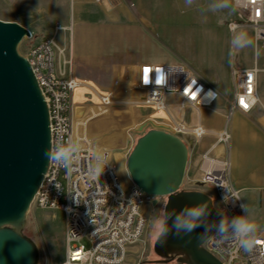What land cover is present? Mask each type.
I'll list each match as a JSON object with an SVG mask.
<instances>
[{
  "label": "built area",
  "instance_id": "1",
  "mask_svg": "<svg viewBox=\"0 0 264 264\" xmlns=\"http://www.w3.org/2000/svg\"><path fill=\"white\" fill-rule=\"evenodd\" d=\"M92 2L113 7L120 4V0ZM232 7L234 15L228 23L229 31L235 35L244 29L252 30L256 47L264 51V0H232ZM22 44L21 54L29 62L47 104L51 134L49 167L32 206L64 214L66 253L62 264H129L130 253L135 255L132 264H179L175 260L156 262L147 258L144 207L161 197L145 194L133 183L124 186L113 151L75 139L76 110L84 111V120L80 121L85 126L88 113L75 100L83 84L73 72L72 59H58L56 64V58L62 57L64 51H57L52 37L34 44L31 34ZM146 67L152 70L147 81L143 74ZM129 72L132 87L143 93L145 107L168 111L167 99L172 96L181 108L200 112L212 109L219 101L217 90L184 65L138 63L130 65ZM258 72L257 68L241 69L232 61V95L222 129L211 131L201 123L191 126L173 120L170 127L163 129L187 145L189 157L207 136L214 138L201 153L191 184L199 189L211 187L216 192L213 204L223 216L225 231H220L219 223L202 248L217 258L218 264H264V244L257 243L247 252L240 244L245 238L264 241V229L244 237L232 227L234 220L247 221V216L240 191L230 179V161L225 156L230 142L231 114H247L258 105ZM114 99L113 92L99 96L101 113L114 104ZM92 116L90 112L88 118ZM82 240H87L90 247L79 245Z\"/></svg>",
  "mask_w": 264,
  "mask_h": 264
},
{
  "label": "rangeland",
  "instance_id": "2",
  "mask_svg": "<svg viewBox=\"0 0 264 264\" xmlns=\"http://www.w3.org/2000/svg\"><path fill=\"white\" fill-rule=\"evenodd\" d=\"M82 1L0 0V20L27 28L33 35L34 44L55 37L57 33L67 35L60 59L71 58L74 74L86 84L75 97L88 113L86 125L93 121L88 118L92 112L90 107L96 106L98 110L101 106L99 96L113 92L116 98V95L127 94L128 88L132 87L129 62L180 64L191 69L219 93V101L207 112H214L221 118L228 113V99L232 95V61L241 69L255 61L258 66L264 65V51L256 47L252 30L244 29L232 35L228 29L229 20L234 15L232 0H120V4L114 7L94 2L83 4L80 9L75 6ZM72 44L75 50H72ZM19 52H24V44L19 46ZM141 99L132 104L115 102L114 99V104L109 107L112 111L126 112V119L130 120L121 123L124 130L131 129L130 137L120 138L119 149L113 151L119 153L124 162L137 139L152 128L164 129V125L169 127L172 120L189 125L187 114L198 117L196 125L204 124L199 118L204 111L181 108L177 99L167 101L169 113L166 117L158 114L155 108L139 104ZM98 113L101 114L100 109ZM145 118L146 123L137 127ZM100 119L94 126L101 131L99 139L117 132L113 118L104 116ZM142 126L144 131L139 132ZM213 142V136L209 135L195 148L189 157L181 190H202L214 200L216 192L213 188L199 189L191 184L197 175L201 153ZM229 146L230 142L225 148L228 158ZM216 152L219 154L220 151ZM248 194L240 193L244 207L246 205L247 222L254 224L256 229L264 228V207H253ZM167 201V197H161L144 207L148 260L159 259L153 247L163 227ZM22 234L37 246V264H62L66 253L62 212L31 206ZM79 245L90 247L87 240H82ZM128 255L129 264H132L135 255Z\"/></svg>",
  "mask_w": 264,
  "mask_h": 264
},
{
  "label": "water",
  "instance_id": "3",
  "mask_svg": "<svg viewBox=\"0 0 264 264\" xmlns=\"http://www.w3.org/2000/svg\"><path fill=\"white\" fill-rule=\"evenodd\" d=\"M31 32L0 20V264H37V246L22 233L25 219L47 173L51 154L46 101L19 46ZM140 127L139 132H143ZM189 164L187 145L178 137L152 128L139 137L126 159L132 183L145 194L167 197L163 227L153 251L156 262L218 264L202 248L223 216L202 190L181 188ZM202 210L199 220L186 215ZM197 223L191 232L177 228V218ZM160 239L166 241L161 243Z\"/></svg>",
  "mask_w": 264,
  "mask_h": 264
},
{
  "label": "crops",
  "instance_id": "4",
  "mask_svg": "<svg viewBox=\"0 0 264 264\" xmlns=\"http://www.w3.org/2000/svg\"><path fill=\"white\" fill-rule=\"evenodd\" d=\"M74 3V0H72ZM92 0H83L82 2L75 3V6L81 7L83 4H90ZM80 9V8H79ZM54 42L56 44L57 51H64L65 45L63 41L67 39L66 34H56ZM72 50H75L72 44ZM61 58V57H60ZM62 61V59H60ZM152 63H161V62H152ZM137 62H129L127 65H134ZM165 64V63H162ZM129 68V67H128ZM244 69H258L257 74V94H258V105L250 113L234 112L231 114L228 121V128L230 132V146H229V161H230V179L234 187L242 192H248L249 201L253 207L261 209L264 207V65L258 66L255 61L253 64H249ZM116 69V68H115ZM83 86L84 84L82 82ZM209 85V84H208ZM210 86V85H209ZM116 101L119 103L132 104V102H137L140 98L143 97V93L140 90H137L133 87L128 88L127 94L125 95H116ZM170 98L175 99L174 97H168L167 101ZM137 105V104H135ZM92 110L93 116L90 119L93 121L88 125H83V113L84 111L80 108H77V119L74 123V136L75 139L83 140L86 144H94L95 146H101L109 151H114L119 149L120 141L126 136L130 137L128 133L131 129L124 130L121 126L122 122H129L130 120L126 119V112L124 111H112L111 109H103L102 113H98L96 106L90 107ZM101 110V109H100ZM200 114L201 121L204 120V124L211 131L220 130L224 126L225 117L222 115L217 116L215 113L207 112L208 110H203ZM206 111V112H205ZM105 114V115H104ZM101 115V116H100ZM104 116H109L113 118L114 125L116 126V133L110 137L104 139H99L101 131L94 129V126L97 122L101 121L100 118ZM189 117V125L194 126L198 122L194 118V114L185 115ZM193 117V118H192ZM81 120V121H80ZM146 118L142 123L136 125L145 124ZM191 120V121H190ZM223 120V121H222ZM80 121V122H79ZM97 130V131H96ZM117 171L120 180L124 184H129L130 180L126 174V161L124 162L120 158L119 153H114ZM234 171V172H232ZM246 207V205H245ZM264 228L256 229L254 231H259Z\"/></svg>",
  "mask_w": 264,
  "mask_h": 264
},
{
  "label": "clouds",
  "instance_id": "5",
  "mask_svg": "<svg viewBox=\"0 0 264 264\" xmlns=\"http://www.w3.org/2000/svg\"><path fill=\"white\" fill-rule=\"evenodd\" d=\"M186 215L188 217H191L193 221L199 220L200 216L202 215V210L198 209H191L188 210ZM197 223L189 222L187 220L181 222L180 218H177V228L178 229H183L184 231L191 232L194 230L196 227H198ZM232 227L234 231L244 237H248L249 234H251L255 230V225L248 223L244 219H236L232 222ZM220 231L223 232L225 231L223 227V223H221ZM161 237H166V229L162 228L160 232ZM161 243L165 242V239H160ZM241 247L247 252L251 251L255 248L257 241L253 238H245L240 241Z\"/></svg>",
  "mask_w": 264,
  "mask_h": 264
},
{
  "label": "snow or ice",
  "instance_id": "6",
  "mask_svg": "<svg viewBox=\"0 0 264 264\" xmlns=\"http://www.w3.org/2000/svg\"><path fill=\"white\" fill-rule=\"evenodd\" d=\"M151 72H152L151 69H149V68H147V67L144 68V70H143V74H144V79H145L146 81L149 79ZM156 82L159 83V82H160L159 79H157ZM193 98H195V96H193ZM242 103H243V101H242ZM245 107H247V105H245ZM257 243H258V244H264V241H258Z\"/></svg>",
  "mask_w": 264,
  "mask_h": 264
},
{
  "label": "bare ground",
  "instance_id": "7",
  "mask_svg": "<svg viewBox=\"0 0 264 264\" xmlns=\"http://www.w3.org/2000/svg\"><path fill=\"white\" fill-rule=\"evenodd\" d=\"M142 100H143V97H142V99L140 100V103H139V104H142ZM160 113L163 114V115L165 116V115H167V114L169 113V111H163V112L158 111V114H160ZM165 117H166V116H165ZM171 118H172V117H170V118H168V119H171ZM164 127H168V126H165V125H164ZM169 127H170V126H169ZM126 171H127V169H126ZM127 174H128V172H127ZM128 176H129V174H128ZM129 179H130V183H129V184H131L132 181H131L130 176H129ZM122 183H123V182H122ZM129 184H124V183H123L124 186H128Z\"/></svg>",
  "mask_w": 264,
  "mask_h": 264
}]
</instances>
